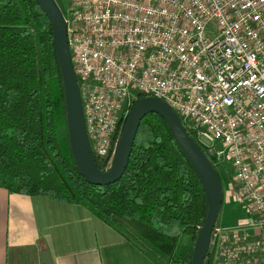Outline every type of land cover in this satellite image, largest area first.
I'll return each mask as SVG.
<instances>
[{"label": "built area", "instance_id": "built-area-1", "mask_svg": "<svg viewBox=\"0 0 264 264\" xmlns=\"http://www.w3.org/2000/svg\"><path fill=\"white\" fill-rule=\"evenodd\" d=\"M62 16L97 165L138 95L162 100L253 212V238L227 228L214 264H264V0H67Z\"/></svg>", "mask_w": 264, "mask_h": 264}, {"label": "trees", "instance_id": "trees-1", "mask_svg": "<svg viewBox=\"0 0 264 264\" xmlns=\"http://www.w3.org/2000/svg\"><path fill=\"white\" fill-rule=\"evenodd\" d=\"M0 187L84 206L154 264H190L207 214L201 181L157 113L141 119L117 181L81 176L51 23L35 0H0Z\"/></svg>", "mask_w": 264, "mask_h": 264}, {"label": "crops", "instance_id": "crops-1", "mask_svg": "<svg viewBox=\"0 0 264 264\" xmlns=\"http://www.w3.org/2000/svg\"><path fill=\"white\" fill-rule=\"evenodd\" d=\"M45 251L52 264H154L86 207L0 187V264H43Z\"/></svg>", "mask_w": 264, "mask_h": 264}, {"label": "water", "instance_id": "water-1", "mask_svg": "<svg viewBox=\"0 0 264 264\" xmlns=\"http://www.w3.org/2000/svg\"><path fill=\"white\" fill-rule=\"evenodd\" d=\"M35 1L51 23L53 44L63 79L69 143L79 173L88 183L97 186L109 185L117 181L127 167L141 119L148 113L159 114L195 169L205 192L207 214L195 239L190 263L204 264L209 253L213 230L224 201L222 182L211 162L188 134L175 112L162 100L145 96L131 107L115 148L111 168L107 172L102 171L98 167L89 145L62 13L53 0ZM42 263L52 264L47 251L42 254Z\"/></svg>", "mask_w": 264, "mask_h": 264}, {"label": "rangeland", "instance_id": "rangeland-1", "mask_svg": "<svg viewBox=\"0 0 264 264\" xmlns=\"http://www.w3.org/2000/svg\"><path fill=\"white\" fill-rule=\"evenodd\" d=\"M55 4L57 5L58 9L61 13H65V9L67 6V0H53ZM218 171V170H217ZM219 176V175H218ZM222 186H223V192H224V203L221 207L219 217L217 219L216 225H215V233L216 236L212 237V243L210 244L209 249V256L206 257L205 263L207 264L208 260L210 259L211 255L215 252V249L218 247V243H221L220 240H222L226 235L230 234L223 233L227 232V228H232L235 225L236 229L240 230H246V232L249 236L248 240L253 238V228L250 227V223L247 224L248 221L253 220L252 213L248 210L245 203H243L241 200H239L238 195L236 194V187L232 180L229 178L228 175L225 176H219ZM242 224V225H241ZM239 225V226H238ZM217 228V229H216ZM250 228V229H249ZM241 236V234H240Z\"/></svg>", "mask_w": 264, "mask_h": 264}]
</instances>
